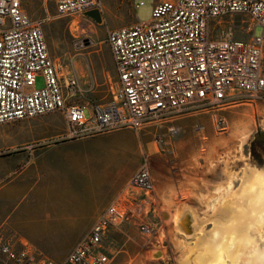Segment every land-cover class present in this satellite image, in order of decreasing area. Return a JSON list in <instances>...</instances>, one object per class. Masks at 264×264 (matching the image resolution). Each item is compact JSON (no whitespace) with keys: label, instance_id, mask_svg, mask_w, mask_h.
I'll return each mask as SVG.
<instances>
[{"label":"rangeland","instance_id":"rangeland-1","mask_svg":"<svg viewBox=\"0 0 264 264\" xmlns=\"http://www.w3.org/2000/svg\"><path fill=\"white\" fill-rule=\"evenodd\" d=\"M154 1L102 0L99 23L84 17L57 16L53 0L23 1V8L30 18L45 19L42 29L46 47L62 86L68 77L76 79L75 88L69 91L67 105L84 106L90 110L93 105L104 104L111 99L118 83L110 49L105 42L107 31L131 25L136 20L147 22ZM220 21L222 34L229 32L234 39L249 40L247 28L254 26L249 18L234 14L223 16ZM261 34L262 28L257 26L254 35ZM42 86L43 78L38 75L36 87ZM232 99L244 102L224 106L219 112L226 120L224 131L216 128L207 111L162 118L158 122L143 124L138 130H117L81 139L66 137V122L60 111L0 124V234L7 237L14 234L15 240L26 242L28 246L35 245L47 255L58 253V248L54 247L58 243V235L30 228L34 210L42 196H50L49 188L54 182H75L87 192L97 171L89 163H83L76 176L72 159L79 154L94 155L99 147L119 143L137 152L136 159L127 161L126 168L131 173L127 178L123 177L122 186L114 196H98L96 203L105 200L104 209L112 200L122 197L117 195L144 160L153 179L158 178L165 183L169 180L180 184L179 187L185 181L189 191L180 190L175 196H145L147 203L138 211L135 205L136 218L133 219L136 221L133 238L139 242L136 250H149V254L161 250L159 255L163 261L178 264L182 251L192 245L195 238H187L174 231V214L191 211L202 229H210L212 223L209 219L240 186L245 166L264 167V138L253 142L257 132H264V93L256 98H247L235 92ZM171 125L178 130L171 133ZM196 126H201V129H196ZM225 164L230 176L224 173ZM134 192L142 194L138 189ZM130 197L143 199L142 196ZM65 213L67 217L73 215L71 211ZM50 215L43 212L38 220L42 223ZM140 222L147 224L151 232L141 235L136 226ZM90 227L76 233L82 234V239ZM32 231L39 232L35 234ZM77 234L69 235L67 241ZM162 259L153 258L154 264H163Z\"/></svg>","mask_w":264,"mask_h":264},{"label":"built area","instance_id":"built-area-1","mask_svg":"<svg viewBox=\"0 0 264 264\" xmlns=\"http://www.w3.org/2000/svg\"><path fill=\"white\" fill-rule=\"evenodd\" d=\"M23 1L0 0V124L60 111L66 137L81 139L207 111L216 128L224 131L226 120L219 112L244 102L232 99L235 92L247 98L264 93V0H162L153 4L147 22L136 20L108 30L105 42L118 87L107 103L90 110L66 104L76 79L68 77L62 86L46 47L45 19L30 18ZM53 1L60 17L94 21L86 13L103 10L102 0ZM234 14L254 23L247 28L249 40L220 31V19ZM257 26L262 28L261 36L254 35ZM38 75L43 78L42 87H36ZM177 130L170 126L171 133ZM128 184L143 194L152 192L146 160ZM136 202V197L128 196L113 200L60 262L15 236L0 234V264H108L105 239L112 226L134 218ZM138 227L143 234L151 232L145 223Z\"/></svg>","mask_w":264,"mask_h":264},{"label":"crops","instance_id":"crops-1","mask_svg":"<svg viewBox=\"0 0 264 264\" xmlns=\"http://www.w3.org/2000/svg\"><path fill=\"white\" fill-rule=\"evenodd\" d=\"M160 1L162 0H155L154 3ZM126 146L127 145L122 146L119 143H109L103 147H99L97 150L98 152H94V155L91 153H85L83 155L79 154L72 159V165H74V169H76V176H78V172L81 170V165L83 163H89V166H93L94 170L97 171V174H93L92 176L94 181L92 187L87 189V192L84 187L78 185V183L69 182L68 180L54 182L50 185V196H42L41 202L38 203V208L34 210L35 215L32 217L34 220L30 225L32 230H43L45 233L55 234L59 237L58 243L54 245V247L58 248V253H48L53 257L51 258L49 255L41 251L44 255L48 256L55 262L62 261L68 254L65 255L68 249L81 240L82 234H77L76 231H86L113 201L112 200L104 209L105 200L96 203L98 196H114L116 191L122 186V182L124 181L123 177L127 178L128 175H130L131 172L127 171L126 168L128 165L127 161H130V159H136L137 152L133 151L129 146ZM126 151L128 153L125 154ZM96 167H99V169H96ZM68 175H73V173H68ZM130 177L125 182L124 189L117 196H142L143 199L137 197V211L140 207L143 208L142 206L147 203L146 199L148 198L145 196H175L180 190H190L189 188H186L185 181L182 182L181 188L179 187L180 184L176 185L169 180L165 183L156 178L153 179L154 188L152 192L148 193L149 195L143 193L136 195V192H134V189L136 188H132L128 184ZM15 196H17V191L15 192ZM101 209H103L102 212L95 219ZM66 211L73 212V215L67 217L65 215ZM43 212L50 213L51 215L49 219L41 223L38 220V216ZM164 216H167V214L165 213ZM135 218L136 217L134 216L133 219ZM133 219H131L130 222L133 221ZM130 222L126 225L118 224L111 227L104 242L108 253H110V261L108 264H154V260L150 259L152 253L149 254V250H136L139 245V242L133 238L136 233L134 226L136 221L134 220L132 223ZM136 226L138 227V225ZM38 232L33 233L38 234ZM73 233L77 235L72 237L68 242V236ZM140 234L143 236L145 235L141 232ZM9 236L15 235L10 234ZM139 238L141 239L143 237L139 236ZM22 243L27 245L26 242ZM28 247L38 250V247L35 245H30ZM73 247L71 249H73ZM160 251H157L156 255L160 254ZM61 257H63V259L55 260ZM162 258L163 257H161V259ZM161 261L163 264H169L168 262L163 261V259Z\"/></svg>","mask_w":264,"mask_h":264},{"label":"bare ground","instance_id":"bare-ground-1","mask_svg":"<svg viewBox=\"0 0 264 264\" xmlns=\"http://www.w3.org/2000/svg\"><path fill=\"white\" fill-rule=\"evenodd\" d=\"M228 171L225 164L224 173ZM220 206L209 219L208 230L200 227L191 211L174 214V231L195 238L178 264H264V167L247 164L240 186ZM156 252L150 259H161Z\"/></svg>","mask_w":264,"mask_h":264},{"label":"water","instance_id":"water-1","mask_svg":"<svg viewBox=\"0 0 264 264\" xmlns=\"http://www.w3.org/2000/svg\"><path fill=\"white\" fill-rule=\"evenodd\" d=\"M86 15L91 17L97 23L101 21V15L97 10L89 11L86 13ZM86 45H88V41L86 42Z\"/></svg>","mask_w":264,"mask_h":264},{"label":"trees","instance_id":"trees-1","mask_svg":"<svg viewBox=\"0 0 264 264\" xmlns=\"http://www.w3.org/2000/svg\"><path fill=\"white\" fill-rule=\"evenodd\" d=\"M264 138V132H257L255 135H254V140L253 142H258V141H261L260 139Z\"/></svg>","mask_w":264,"mask_h":264}]
</instances>
